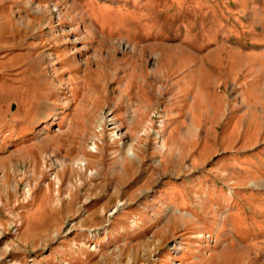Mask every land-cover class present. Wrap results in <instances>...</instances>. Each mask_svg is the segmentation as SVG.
I'll return each mask as SVG.
<instances>
[{
  "label": "rangeland",
  "instance_id": "rangeland-1",
  "mask_svg": "<svg viewBox=\"0 0 264 264\" xmlns=\"http://www.w3.org/2000/svg\"><path fill=\"white\" fill-rule=\"evenodd\" d=\"M0 264H264V0H0Z\"/></svg>",
  "mask_w": 264,
  "mask_h": 264
}]
</instances>
